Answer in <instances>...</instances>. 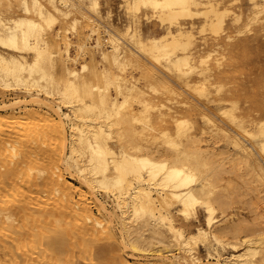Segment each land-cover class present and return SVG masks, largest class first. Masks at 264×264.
Masks as SVG:
<instances>
[{
    "label": "bare ground",
    "instance_id": "obj_1",
    "mask_svg": "<svg viewBox=\"0 0 264 264\" xmlns=\"http://www.w3.org/2000/svg\"><path fill=\"white\" fill-rule=\"evenodd\" d=\"M247 1L244 28L264 30V0ZM236 2L121 0L118 30L101 21L99 0H0V264H103L94 247L102 239L115 244L110 264H264V207L250 206L262 227L244 217L216 224L226 211L216 183L228 169L243 167L264 186V95L261 114L243 116L223 83L234 73L225 17L240 22ZM140 13L158 35L142 34ZM196 20L200 40L214 42L205 53L195 47ZM90 39L106 45L98 61ZM171 83L181 89L167 98L173 106L156 103L149 92L175 93ZM173 207L184 223L200 208L203 224L185 234Z\"/></svg>",
    "mask_w": 264,
    "mask_h": 264
},
{
    "label": "rangeland",
    "instance_id": "obj_2",
    "mask_svg": "<svg viewBox=\"0 0 264 264\" xmlns=\"http://www.w3.org/2000/svg\"><path fill=\"white\" fill-rule=\"evenodd\" d=\"M99 4L101 5L99 8V14L103 18V20L101 19V21H104V22L109 21L110 23H112V25L116 29L121 30L123 25L126 23V17H125V14L123 12L121 0H99ZM231 10L233 12H236V13H241L242 18L237 25H230L231 14H229L225 17V26L227 28V31L231 35H233V39L230 41V44L233 45V51L229 54L228 53L226 54V58H225L226 62L225 61L224 62H225V64H229L230 69L234 68L233 69L234 73H232L233 77H232V75L227 74L228 76L224 79L223 83L226 85V88L230 89L235 94L234 98L237 100V109L235 110V112L238 114H241L243 116L249 115L250 118H255V117L259 116L262 112L261 111V97L264 95V30H262V31L258 30L257 25H250V26L244 28L245 22L247 21V14H249L252 11L247 0H238V2L233 4V6H231ZM107 13L109 15L108 18H106ZM17 14H19V11L14 10V11L10 12V14H6V16H12L13 17ZM262 15L264 16V12L262 13ZM139 16H140L139 17V25H140L139 28H140L143 35H158L161 32V30H160V28H159V26L155 20L149 19L147 21L145 19V16L143 17V14H141V13L139 14ZM199 24H200V20H196L195 29L193 30L195 33V37H196L195 47L201 53H205L207 50H210L213 48L214 42L212 40V36L209 34L204 36V37H206V41L204 43L202 40H200L201 35L196 33V31H197L196 28H198ZM237 31H241L240 35L237 34ZM67 36L71 41L70 56L73 57L76 54L74 44L77 41L78 35L76 33L70 32L69 34H67ZM88 43L90 44L91 53L94 52L93 57H94L95 61H98L99 52L101 50H103L106 45H103V46H100L97 48H92L91 46L94 45L93 40L92 39L88 40ZM227 55H228V57H227ZM213 57L209 60V63L213 62ZM86 60L88 61L89 58H87ZM78 61H81V58H79ZM126 74H127L126 76L128 78L138 77L136 73L131 72V71H128ZM214 80L215 79H211L210 82H213ZM191 81L193 83L198 82V81H200V77L193 75L191 78ZM228 83H229V85H228ZM137 84L139 86H143L144 81L142 79H140L139 83H137ZM171 84H172V87H173L175 93L171 94V93H168L167 91H162L159 94H152L149 92L150 96L152 98H155L154 101L156 103L161 102V103H164L165 105L173 106V104L171 105V103L167 101V98L168 97L169 98H178V96L176 94H178V92H181V89L178 87V85H176L174 83H171ZM209 88L211 89V91L213 90L212 86H209ZM6 94L8 95V97L10 96L9 98H12L14 96L11 91H7ZM163 94H164V96H163ZM212 95H213V93H212ZM223 107L228 108V107H230V104L229 103H223ZM138 109H139L138 104H136L134 102L131 103L130 111L133 110V112H136ZM63 110L66 111V108H63ZM163 110H165V108H163ZM205 112L213 117V112H215V111H213L211 108H207V109H205ZM185 115L186 114H181L179 116H185ZM194 118H195L196 123H198V125L201 124L199 116H194ZM37 125L38 124H36V126ZM218 144L220 146V149L225 150L223 141L219 140ZM224 161H226V160H224ZM225 164H224V167L226 169H228V167H230V165L227 162ZM60 170L63 173V175H65L64 177L66 178L68 175V171L64 170L62 167ZM229 170H230V173L232 172V174L228 175ZM227 171H228V173H226V175L224 174L223 176L225 177V179H226V177H228V179H227L228 182H227V180L226 181L221 180V181L217 182L218 184L216 183V187L219 191L218 194L222 196L223 200L226 203V211L221 217H219V216L217 217L219 219V221L216 224H221L223 222H230L232 220H237L238 218L243 219V217H244L243 220L245 222H247V224L250 223L248 225L244 224V226L254 228L255 226L254 225L252 226L251 224L254 223L252 220H254V218L256 217L255 216L256 215L255 213H257L256 210H258V207L259 208L264 207V204L262 205L261 201H259V203H261V206H260V204L258 205V200H260L259 196L264 197V193H263L264 186L254 178L253 174L249 173L246 176L245 175V168H243V167H239V168L236 167L234 169H228ZM233 171H235V172H233ZM233 173H236V174H233ZM237 173H239V174L241 173V174L238 175ZM250 174L252 176V177L250 176V179H252V180H251V182H247V184H248L249 188L251 186V190L252 189L255 190L252 192L247 188V186H246L247 184L244 185L243 183H241V182H243L244 178H246L247 181H249L250 180L249 179ZM235 175H236V178L237 177L238 178L240 177L241 179L243 178L241 180V182H240V179L235 178ZM241 175L244 177H241ZM246 179H244V180H246ZM231 180H235L234 181V182H236L235 186H234V182L233 181L231 182ZM244 182H246V181H244ZM256 182H257V185H256ZM225 183L227 185H230V186H227ZM73 184L79 185L78 183H76L74 181H73ZM259 184H261V186L258 187ZM74 185H73V187H74ZM239 185H241V187H239ZM219 186L221 187V189ZM242 187H243V189H242ZM222 188L224 190H222ZM231 188L234 191H232ZM239 188H241L243 191L248 192L249 197H248V194L246 192L243 193V191L240 190ZM227 189L231 190L232 192H229ZM256 189L257 190L259 189V190L257 191ZM237 191L239 194L242 192L244 195L241 193L242 196H240L239 194H238L239 195L238 196ZM228 192H229V194H228ZM233 192H234V194L237 195V197H236V195L233 194ZM230 194H231V197H229ZM255 195H257V196H255ZM98 196L102 200L106 201V197L104 196V194L102 192L99 193ZM244 196H246V197H244ZM250 197H251V199H248ZM232 198H234V199L237 198L236 202H234V199L232 200ZM238 199H240V200H238ZM246 199L248 200V202L253 201V200H255V202L253 201L254 203H251V204L247 202L248 204H250L249 206H247L248 204L247 205L244 204V202L247 201ZM233 202H234V204H233ZM107 203L109 205H111V202L108 199H107ZM229 203H231V204H229ZM231 205H232V207H231ZM251 205H254L255 208H256V205L258 207L256 210L252 211L255 208H254V206H252L253 207V209H252V207H250ZM249 210H250V212H249ZM171 212L173 213V216L175 219V225L177 227H181L184 230L185 234H189L190 232H193L197 225L203 224V213H202V210L200 208L196 209V214L194 215L195 219L192 218L187 223L182 222L179 215L175 211V207L172 208ZM253 215L255 216L254 218L252 217ZM230 217H232V218L230 219ZM251 217L253 219H251ZM254 221H256V223L258 221L260 226L262 225V223L260 222L259 219L255 218ZM256 223H254V224L256 225ZM257 228H258V226H257ZM114 230L118 233V227L116 224H114ZM114 246H115V244L113 242L109 241L108 239H105V240L102 239L95 244V246H94L95 251L101 250V249L104 251L103 255L100 257L103 264H110L111 258L108 254V251L110 248H112ZM221 252L223 255H226L225 251H221ZM196 255H198L201 258V260H204L205 251L201 246H199L198 253ZM98 262H100V261H98ZM153 262L155 263L156 261H153Z\"/></svg>",
    "mask_w": 264,
    "mask_h": 264
}]
</instances>
